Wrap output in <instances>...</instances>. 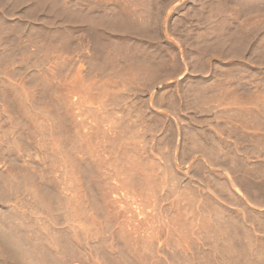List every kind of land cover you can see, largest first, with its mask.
<instances>
[{"label": "rangeland", "instance_id": "374dc122", "mask_svg": "<svg viewBox=\"0 0 264 264\" xmlns=\"http://www.w3.org/2000/svg\"><path fill=\"white\" fill-rule=\"evenodd\" d=\"M258 20L264 0H0V264H264V154L234 146L264 138L234 114L249 87L264 106V43L235 44ZM202 54L212 75L182 74Z\"/></svg>", "mask_w": 264, "mask_h": 264}, {"label": "crops", "instance_id": "0c3cea01", "mask_svg": "<svg viewBox=\"0 0 264 264\" xmlns=\"http://www.w3.org/2000/svg\"><path fill=\"white\" fill-rule=\"evenodd\" d=\"M209 18H216V16H209ZM219 24L220 23L218 21H214L212 23L213 28L219 26ZM251 25L253 26V28H256V29H260V30L264 29V21H262V20H258L257 22L253 21L251 23ZM253 28H251V30ZM206 42H208L209 44H213V45L214 44L219 45L220 43H224V38H221L219 35H216V34L209 35L208 38H205V36H203L202 43H206ZM261 43L262 44L264 43V34H261L259 36L257 32L252 33V31L249 35H247V34L242 35L241 33L235 34V44H240V45L244 44V46H245L244 48H247V49L249 48L251 51L250 57L253 54V51L257 50V48L259 47L257 45H260ZM255 44H257V45L255 46ZM235 60H237L239 62L243 61L241 55H240V58H237ZM212 61H213L212 56L205 58L204 54H202V58L199 61V64H197V65L193 62V60L191 58L190 59L186 58L184 60V70L182 69V74H189V75H195V76L196 75L208 76L209 74L212 75L213 70H212V68H210V67H212V65H211ZM244 62L249 64L250 66L264 67V63L254 64L253 61L248 60V58L244 59ZM181 68H179V71L171 69L169 71L168 77H172L173 75L178 74L181 71ZM250 79H252V78H250ZM210 83H211V81L208 82V84H210ZM241 84H242V80L240 78L239 81L237 82V85H236L237 91L238 90L240 91V93L238 95L240 100L243 97V93L241 91L242 90ZM256 95H255L254 89L252 87H249V90H246V92H244V98L245 99L248 98L245 101V105L240 104L239 106H236L234 108V114H240L241 115L244 113V114H249L251 116L254 114H263L264 115V106H256L255 101L253 100L255 98L256 99L259 98V96H256ZM244 128L246 130L247 129L250 130L251 134L249 135V137L244 136V138H242V135H240L239 137L235 136V138H234L235 149H238V147H239V161L240 162L247 161L248 158H251L255 152H262L264 154V138H262L263 140L260 141V140H258L257 137L253 136V134H252L253 127H252L251 122L249 123V125L246 124V126ZM241 131H242V129H241ZM259 146H261V150H257V148Z\"/></svg>", "mask_w": 264, "mask_h": 264}]
</instances>
